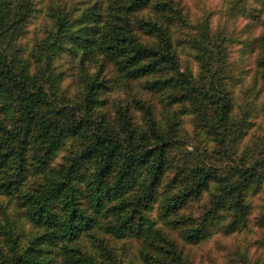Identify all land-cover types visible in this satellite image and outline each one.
<instances>
[{"label":"trees","instance_id":"obj_1","mask_svg":"<svg viewBox=\"0 0 264 264\" xmlns=\"http://www.w3.org/2000/svg\"><path fill=\"white\" fill-rule=\"evenodd\" d=\"M242 1L252 61L178 0H46L28 49L40 9L0 0V264H195L254 226L227 261L264 264V0Z\"/></svg>","mask_w":264,"mask_h":264},{"label":"rangeland","instance_id":"obj_2","mask_svg":"<svg viewBox=\"0 0 264 264\" xmlns=\"http://www.w3.org/2000/svg\"><path fill=\"white\" fill-rule=\"evenodd\" d=\"M33 1L35 3L36 11L40 9L41 14L34 22V18H32L28 25L26 23V25L22 26L21 36L23 35V37H21V41L27 47L26 49L31 47L33 41L37 39L43 32L40 29V26L44 19L43 15L45 12L46 0ZM231 1L233 2L235 0H178L184 10V13L188 17V22L194 23L206 18L210 21V24L214 28H217V26H223L222 23L227 25L229 32L228 35H230V37L233 39V42L228 43L229 59L231 57L232 61H237L238 59L241 60L242 56H246L249 61H252L251 59L253 56L250 53H245L244 55L240 54V50L242 48L241 43L243 42L242 38H248L257 34L260 29H251L250 32L245 29L244 24L247 23L248 20H243L240 16V12H238V9H244V3L243 1L237 2L236 5L232 7ZM257 5H260V2H258ZM229 8L234 9L235 12L233 13L234 19L228 22L223 15L225 10ZM62 59L58 60V62L60 61L61 63L60 69L64 75L68 76L72 71L70 67L71 64L69 62L70 59L67 56L63 57ZM182 62L183 65H188L189 67L195 69V62L192 60L188 52L182 56ZM136 86L138 87V85ZM119 92H122V90L116 87V90L113 91L109 99L111 104L116 102V96ZM183 127L186 130H190V125L188 123ZM261 132L262 134L264 133V131ZM62 150H65V148ZM62 153H64V151H62L61 154ZM10 202L11 205L7 206V211L11 215L15 208L13 202ZM255 203L258 205L257 203H260V201L258 202L256 200ZM257 211L258 209L255 208L254 212L257 213ZM262 234L263 229H256L254 226L252 229L243 231L239 235L212 238L203 246L192 249L195 264H228L227 255L239 247H247L250 253L254 252L255 254H258L261 249L258 247V243L256 245V242L261 239ZM133 242L134 241L131 240L127 241V245L125 246L128 250L134 252L136 251V245ZM119 246H122L121 242H119Z\"/></svg>","mask_w":264,"mask_h":264}]
</instances>
